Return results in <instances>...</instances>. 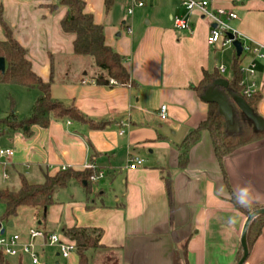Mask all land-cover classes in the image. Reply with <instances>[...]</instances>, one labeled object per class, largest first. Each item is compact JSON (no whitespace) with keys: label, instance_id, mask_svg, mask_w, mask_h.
<instances>
[{"label":"crops","instance_id":"1","mask_svg":"<svg viewBox=\"0 0 264 264\" xmlns=\"http://www.w3.org/2000/svg\"><path fill=\"white\" fill-rule=\"evenodd\" d=\"M85 1V11L104 26L107 44L124 57L136 82L133 87L97 85L92 72L57 71V56L73 55L74 36L60 25L66 10L49 11L51 0H0V18L28 50L33 69L45 80L55 77L52 97L102 124L92 128L62 118L47 128L33 126L30 135L8 132L7 148H13L14 155L7 160L19 180L23 175L31 183H42L45 173L54 174L62 166L104 172L91 181L90 190L87 183L72 181L58 191L45 220L33 209L37 227L64 237L66 228H101L100 243L113 253L116 264H179L184 251V264H237L248 216L231 201V190L245 206L264 207V137L226 157L224 174L211 134L204 130L186 152L187 163L180 164L181 143L209 111L204 92L200 95L195 86L204 71L224 65L228 49L231 66L236 48L209 44L212 20L199 9L188 12L183 0H146L129 19L110 11L114 0ZM206 1L236 12L237 20H227L231 29L264 48V0ZM128 4L125 0L126 10ZM175 17H187L192 33L177 29ZM4 38L0 21V40ZM250 57L243 56L242 65ZM225 74L222 79L229 82L232 70L230 77ZM254 79L262 93L256 113L264 118V58L257 60ZM38 96L29 94L31 108ZM162 105H167L166 120L159 117ZM130 157L144 159L143 165L129 168ZM4 173L8 175L0 167L8 180ZM18 234L23 242L29 240V230ZM49 248L62 258L56 246L38 245L43 264ZM88 255L91 264L103 263L102 252L93 249ZM25 257H18L19 264ZM65 261L79 264V256L74 253ZM245 264H264V223Z\"/></svg>","mask_w":264,"mask_h":264},{"label":"trees","instance_id":"2","mask_svg":"<svg viewBox=\"0 0 264 264\" xmlns=\"http://www.w3.org/2000/svg\"><path fill=\"white\" fill-rule=\"evenodd\" d=\"M107 2L109 3V0ZM59 4L66 7L65 15L60 21L61 28L65 34L74 36L73 56L78 59L89 57L92 61L91 65L95 72L91 76V81L102 86L133 87L136 82L125 67L124 57L107 44L104 26L95 22L93 14L85 11L86 1L59 0ZM0 21L5 33V38L0 40V57H3L6 61L5 71H0V83L18 85L26 89H37L40 92L29 114L22 118H19L16 113L15 100L11 99L10 113L4 120L8 129L20 130L25 135H30L33 126L47 128L54 119L62 118L87 123L92 128L102 127V124L84 117L74 105L68 106L52 97L51 87L55 77L52 75L48 80H45L33 69L32 61L28 58V50L15 38L6 22L2 18H0ZM241 58L237 55L233 58L231 64L233 76L229 80V88L242 94ZM222 77L223 74L218 69L213 72L204 71L203 79L198 86H195V89L202 95L208 85ZM111 80H114L115 83L112 84ZM244 98L256 112L257 104L262 99V93L258 91L254 95L244 96ZM237 121L238 129L230 132L225 117L219 113L218 105L209 103L207 118L193 129L181 143L180 164L185 165L187 163L186 152L200 140L202 132L208 130L212 137L216 156L220 161L224 174H226L224 167L226 157L232 155L239 148L264 137V132L254 131L253 124L247 120L239 108H237ZM5 131L1 127L0 135L4 134ZM99 172L98 169L94 168H85L84 170L59 169L54 174L45 173L42 183H31L25 176L21 175L19 189L0 188V204L4 206L0 220L8 223L17 216L21 207H30L42 213L41 221H43L47 217L48 208L54 204V195L58 191L67 187L72 181L85 182L87 183L86 189L90 190L92 184L90 177L97 175ZM230 199L247 216L251 212L262 208L260 206H245L238 200L233 190H231ZM258 220L260 221L259 226L255 230L253 225ZM263 223L264 214L252 221L247 235L249 251L259 235ZM63 233L75 242L79 264H91L88 252L97 248H105L100 243L103 235L101 228L73 227L64 229ZM183 256L185 257V251ZM241 257L242 246L238 253L237 263ZM0 264H9L2 251H0Z\"/></svg>","mask_w":264,"mask_h":264},{"label":"built area","instance_id":"3","mask_svg":"<svg viewBox=\"0 0 264 264\" xmlns=\"http://www.w3.org/2000/svg\"><path fill=\"white\" fill-rule=\"evenodd\" d=\"M146 5V0H129L127 6V14L133 15L136 8H141ZM182 5L188 12L194 9H199L205 16H208L212 20V26L210 28L208 42L211 45H219L221 48L234 47V41L238 40L242 44L241 57L251 56L246 65H241V71L243 73V79L241 84L243 85L242 95L252 96L257 93L258 84L254 79L256 73L257 60L264 58V48L262 45L255 42L245 40L236 31L232 30L228 25L227 20H237L238 14L233 10L224 8H213L211 4L206 0H183ZM174 26L179 29L192 33V24L187 17H175L173 18ZM127 33H132V28H127ZM232 35V37H231ZM220 73L226 72V67L220 65L218 67ZM112 84L114 80L110 81ZM159 117L162 120L168 118L167 105H162L159 110ZM124 130L121 131V134ZM14 155L13 148L0 149V157L11 158ZM144 159L139 157H130L128 161L129 168H137L143 165ZM67 166H62L60 169L66 170ZM104 176V172L100 171L97 175L90 177L92 182ZM4 177L8 178V175L4 173ZM40 242V243H39ZM56 246L59 249V254L65 260H69L74 253H77V246L74 241L64 237L60 233L47 232L41 227L31 228L29 230V240L22 241L21 235L18 233L0 234V251L3 255L11 257L29 256L33 264H43L40 261V254L37 251V246Z\"/></svg>","mask_w":264,"mask_h":264},{"label":"rangeland","instance_id":"4","mask_svg":"<svg viewBox=\"0 0 264 264\" xmlns=\"http://www.w3.org/2000/svg\"><path fill=\"white\" fill-rule=\"evenodd\" d=\"M114 1L115 2L110 11L111 12L113 11L118 18L124 17L129 19L131 15L129 16L127 14L126 7L124 6L125 0H114ZM46 8L52 12H60L62 10H66V7L59 4V0H51V2H49L46 5ZM136 11L137 9L135 10V12ZM231 52L232 49H228L227 55L225 56L224 61H222V63H224V65L226 66V74H225L226 77H230L231 75V66L229 63L230 61L229 59L231 58ZM90 64H92V61L89 57L78 59L75 58L73 55H68L63 53L61 56L58 55L55 60V66L57 71L60 68L63 70L67 68L72 71L76 70L77 73L78 72L81 73L82 71L88 72L89 76L91 72L92 73L95 72V69H93L92 71V69L89 67ZM243 65H246L245 61ZM37 92L40 94L39 90L37 89H26L18 85H9V84L0 83V122H1L0 128L2 127L6 130L4 134L0 135V149H5L8 147L7 134L8 132H10V129H8V126L4 122V120L5 117H7L8 114L10 113L11 99L15 100L16 113L20 118H22L27 116L31 109V106H29V98H28L29 94H33ZM0 167L5 169L9 175V179L7 180V179H3L2 175L0 174V187L9 188L11 190L19 189L20 186L19 174L12 168L10 159L7 160L6 157H0ZM3 210H4V206L0 204V216L3 213ZM32 212L33 209L30 207H21L18 211L17 216L11 220L14 224L13 226L9 227L7 223L4 222V227L6 226L7 234L26 233L31 228L37 227L38 224L36 220H33ZM259 222L260 221L258 220L254 223L253 229L256 230L258 228ZM94 251H100L104 254L102 264H116L114 261L113 253L110 250L104 248H97L94 249ZM55 253H56L55 248H49L47 250V255L45 257L46 264H57V262H59L60 264L66 263V261L63 258L56 257ZM6 259L9 264H19L18 257L6 256ZM178 260H179V264H184L183 253L179 254ZM23 264H31L27 256L25 257Z\"/></svg>","mask_w":264,"mask_h":264},{"label":"water","instance_id":"5","mask_svg":"<svg viewBox=\"0 0 264 264\" xmlns=\"http://www.w3.org/2000/svg\"><path fill=\"white\" fill-rule=\"evenodd\" d=\"M234 47L237 50V56H240L242 53L241 42L238 40L234 41ZM5 68L6 61L3 57H0V71L4 72ZM228 87V81L222 78L216 79L205 88L202 98L208 103H216L218 105L219 113L225 117L230 132H234L238 129L237 108H239L247 120L253 124L254 131L264 132V118L250 107L242 95L231 90L227 91ZM263 214L264 207L259 208L248 215L241 238L242 257L237 264H245L249 254L247 242L249 227L256 217ZM9 226H13L12 221L9 222ZM5 231L6 228L2 226V222L0 221V234H4Z\"/></svg>","mask_w":264,"mask_h":264}]
</instances>
